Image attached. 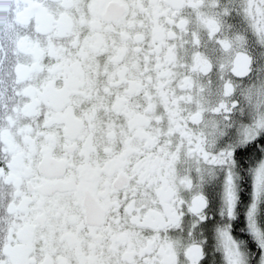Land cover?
<instances>
[{
	"label": "flooded vegetation",
	"instance_id": "flooded-vegetation-1",
	"mask_svg": "<svg viewBox=\"0 0 264 264\" xmlns=\"http://www.w3.org/2000/svg\"><path fill=\"white\" fill-rule=\"evenodd\" d=\"M0 264H264V0H0Z\"/></svg>",
	"mask_w": 264,
	"mask_h": 264
}]
</instances>
